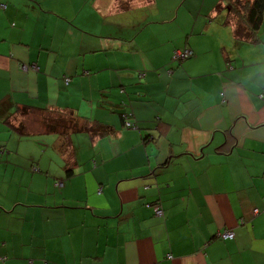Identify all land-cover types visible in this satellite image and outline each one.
I'll use <instances>...</instances> for the list:
<instances>
[{"label":"crops","instance_id":"crops-1","mask_svg":"<svg viewBox=\"0 0 264 264\" xmlns=\"http://www.w3.org/2000/svg\"><path fill=\"white\" fill-rule=\"evenodd\" d=\"M232 1L0 0V264H264V102L217 91L264 15ZM76 118L108 131L64 147Z\"/></svg>","mask_w":264,"mask_h":264},{"label":"clouds","instance_id":"clouds-1","mask_svg":"<svg viewBox=\"0 0 264 264\" xmlns=\"http://www.w3.org/2000/svg\"><path fill=\"white\" fill-rule=\"evenodd\" d=\"M248 58L239 66L231 80L218 86L223 102L248 103L256 108L264 102V42L247 50Z\"/></svg>","mask_w":264,"mask_h":264},{"label":"trees","instance_id":"trees-1","mask_svg":"<svg viewBox=\"0 0 264 264\" xmlns=\"http://www.w3.org/2000/svg\"><path fill=\"white\" fill-rule=\"evenodd\" d=\"M230 9L237 19L235 33L239 34L240 28H244L245 33H247V35L245 34V39L254 40L263 19L264 0H233ZM242 37L244 38V36ZM59 122L58 120L55 125H47V130L59 132L62 136V146L64 147H67L69 143V139L67 138L69 130H74L75 132L84 130L89 132L92 137L102 136L108 131V129H103V127L96 124L85 125L79 122L78 118H76L73 126L70 127L65 126L66 123H62V120L61 123ZM60 124H62L63 129Z\"/></svg>","mask_w":264,"mask_h":264},{"label":"rangeland","instance_id":"rangeland-1","mask_svg":"<svg viewBox=\"0 0 264 264\" xmlns=\"http://www.w3.org/2000/svg\"><path fill=\"white\" fill-rule=\"evenodd\" d=\"M83 134H77L76 136L78 137V141H77V147L79 144L83 143L84 140H82L80 137ZM52 136V134H41L39 136H26L22 142V146L21 148L24 150H29L32 151L33 148H37L36 152H34L36 155L40 154L42 156V158L46 159L50 156V153L54 152V149L51 148V143L50 141L46 142L45 139ZM31 139V140H30ZM30 140V141H28ZM34 145V146H33ZM80 146V150L79 148H76L77 150V154L78 157L80 155V157H88L89 155V150L86 147H83L81 149L82 145ZM57 155V153H56Z\"/></svg>","mask_w":264,"mask_h":264},{"label":"built area","instance_id":"built-area-1","mask_svg":"<svg viewBox=\"0 0 264 264\" xmlns=\"http://www.w3.org/2000/svg\"><path fill=\"white\" fill-rule=\"evenodd\" d=\"M191 55H192V52L188 49L175 50L173 52V55H172V60L176 61V62H182V61L188 59ZM22 68L27 69L26 65L23 66ZM65 81L67 82L68 79H65ZM154 209H155L156 215H162V210L160 209V207L155 206ZM233 236H234V234L229 230H224V231L218 233V237L221 239H231V238H233Z\"/></svg>","mask_w":264,"mask_h":264}]
</instances>
